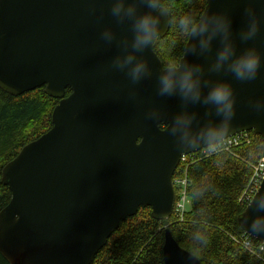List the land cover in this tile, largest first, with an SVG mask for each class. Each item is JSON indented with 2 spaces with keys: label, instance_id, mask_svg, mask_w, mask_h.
Instances as JSON below:
<instances>
[{
  "label": "water",
  "instance_id": "95a60500",
  "mask_svg": "<svg viewBox=\"0 0 264 264\" xmlns=\"http://www.w3.org/2000/svg\"><path fill=\"white\" fill-rule=\"evenodd\" d=\"M111 6L110 0H0V89L17 97L44 87L45 95L58 100L51 128L1 169L11 193L0 211V255L8 264H91L119 224L139 208H150L155 220L169 219L180 157L202 149L181 153L166 132L165 123L181 110V102L176 96H156L163 64L153 46L139 54L153 75L135 86V99L129 98L130 80L110 67L119 50L115 42L110 47L100 39L107 27L117 39L131 37L128 26L112 17ZM247 6L246 0H205L200 17L227 11L238 51L255 46L261 53L255 80L241 82L223 72L212 78L227 79L234 88L236 114L229 137L253 131L264 141V112L249 103L264 100V0L253 4L260 31L242 44L238 33ZM161 28L159 38L169 29L167 17ZM188 43L187 38L184 49ZM214 54L215 49L211 59ZM186 59L205 67L211 62L191 54ZM152 107L167 113L158 125L145 119ZM190 110L207 119L205 106ZM260 191L264 179L255 195ZM248 208L238 217L247 236L244 217L250 224L259 214ZM250 238L264 243V236ZM162 255L163 264H200L168 230Z\"/></svg>",
  "mask_w": 264,
  "mask_h": 264
},
{
  "label": "trees",
  "instance_id": "16d2710c",
  "mask_svg": "<svg viewBox=\"0 0 264 264\" xmlns=\"http://www.w3.org/2000/svg\"><path fill=\"white\" fill-rule=\"evenodd\" d=\"M169 9V29L157 38L153 49L163 65L178 61L187 37L179 30L184 15L199 19L205 0H164ZM70 94L67 89L65 95ZM58 104L44 93V87L14 97L0 89V211L11 193L2 183L1 169L23 146L39 138L52 126L51 113ZM244 143L229 150L198 154L194 152L178 164L173 179L186 178L190 209L181 218L175 214L164 221L151 217L150 208L122 221L91 264H163L164 232L193 254L200 264H264V253L253 254L242 246L245 235L238 217L247 204L241 199L252 175V166L264 156V141L253 131ZM198 154V155H197ZM198 194V195H197ZM176 200L178 189L175 187ZM201 232L206 243L197 244L193 234ZM256 245V243L254 242ZM0 264H8L0 255Z\"/></svg>",
  "mask_w": 264,
  "mask_h": 264
},
{
  "label": "clouds",
  "instance_id": "9594fccd",
  "mask_svg": "<svg viewBox=\"0 0 264 264\" xmlns=\"http://www.w3.org/2000/svg\"><path fill=\"white\" fill-rule=\"evenodd\" d=\"M255 2L246 0L248 6L243 10L244 26L238 33L242 44L254 40L260 31V20L253 7ZM110 3L112 17L118 25L128 26L131 37L124 35L117 39L116 32L107 27L101 32L100 39L110 47L115 42L119 51L110 61V67L124 73L130 80L133 87L128 95L130 99H135L138 96L135 86L153 75L148 61L139 54L152 48L161 36L163 17H167L168 24L172 22L169 20V9L163 0H110ZM92 11L95 12V9ZM99 18H103V12ZM178 27L189 43L182 59L161 67L155 93L157 97H179L181 102V110L171 117L170 123H165L166 132L181 153L200 148L209 154L215 153L228 142L236 114V96L231 81L214 80L212 74L223 72L241 82L255 80L261 68V53L255 46L238 51L232 20L227 11H208L199 19L184 15L179 18ZM213 49L215 54L211 59ZM189 54L203 57L205 61L211 59V62L207 67L204 63L189 62L186 59ZM249 103L256 112H264V100ZM194 105L205 106L204 117L207 119L190 110ZM162 118H167V113L161 107H152L145 113V119L156 121L157 125ZM249 208H254L259 214L250 224L249 218L244 217L243 224L248 225L244 231L250 237L264 236V193L258 192L251 199ZM161 215L167 216L165 213ZM193 241L206 243L199 231L193 234Z\"/></svg>",
  "mask_w": 264,
  "mask_h": 264
},
{
  "label": "built area",
  "instance_id": "2783aa9c",
  "mask_svg": "<svg viewBox=\"0 0 264 264\" xmlns=\"http://www.w3.org/2000/svg\"><path fill=\"white\" fill-rule=\"evenodd\" d=\"M248 135L247 133L238 134L228 138V142L221 148L222 150H229V148L233 145H237L239 142L244 143L247 141ZM220 149V150H221ZM219 151V150H218ZM205 154L208 153L204 149L198 151V154ZM197 154V155H198ZM189 157V155H182L180 158V163H184ZM264 179V156L261 157L257 163L252 166V175L250 178V182L248 187L243 191L241 195V199L244 200L245 204H249L255 193L257 192L262 180ZM186 178L179 176L174 179V185L178 189V199L174 203L173 213L178 218H181L183 213L186 212L185 210V203H186ZM246 205V206H247ZM242 246L248 252L253 254L264 253V243H259L247 236L246 234L242 236ZM256 243V245L254 244Z\"/></svg>",
  "mask_w": 264,
  "mask_h": 264
},
{
  "label": "rangeland",
  "instance_id": "374dc122",
  "mask_svg": "<svg viewBox=\"0 0 264 264\" xmlns=\"http://www.w3.org/2000/svg\"><path fill=\"white\" fill-rule=\"evenodd\" d=\"M190 209V203H189V199L186 198V203H185V210H189Z\"/></svg>",
  "mask_w": 264,
  "mask_h": 264
},
{
  "label": "flooded vegetation",
  "instance_id": "af4514ba",
  "mask_svg": "<svg viewBox=\"0 0 264 264\" xmlns=\"http://www.w3.org/2000/svg\"><path fill=\"white\" fill-rule=\"evenodd\" d=\"M157 55V54H156ZM158 56V55H157ZM159 58V57H158ZM163 64V63H162ZM163 66H165L166 67V65H163ZM244 133H246V132H242V133H240V134H244Z\"/></svg>",
  "mask_w": 264,
  "mask_h": 264
}]
</instances>
